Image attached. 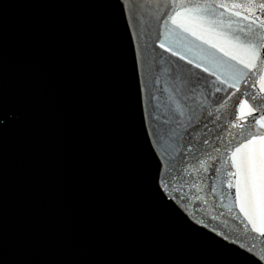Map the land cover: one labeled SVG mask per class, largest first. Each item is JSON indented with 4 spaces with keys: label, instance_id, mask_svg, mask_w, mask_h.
I'll list each match as a JSON object with an SVG mask.
<instances>
[{
    "label": "water",
    "instance_id": "1",
    "mask_svg": "<svg viewBox=\"0 0 264 264\" xmlns=\"http://www.w3.org/2000/svg\"><path fill=\"white\" fill-rule=\"evenodd\" d=\"M167 4L0 0V264H264V234L240 211L228 187L236 168L225 164L260 116L228 135L237 101L260 85L216 93L227 85L211 75L213 65L221 80L229 65L248 71L246 51L221 35L247 13L182 14L178 24L189 31L169 25L177 48L165 40L163 21L174 14ZM177 77L200 102H189L199 119L191 136L163 124L153 100L165 101L159 89ZM262 147L257 141L237 158ZM206 152L217 157L207 173H183ZM198 181L200 192L191 187ZM245 207L260 227L259 206Z\"/></svg>",
    "mask_w": 264,
    "mask_h": 264
},
{
    "label": "snow or ice",
    "instance_id": "2",
    "mask_svg": "<svg viewBox=\"0 0 264 264\" xmlns=\"http://www.w3.org/2000/svg\"><path fill=\"white\" fill-rule=\"evenodd\" d=\"M167 7H169L174 14H167V18L163 21V25L168 28V34L165 35V40L168 41L169 35L175 31V29L170 28L169 25H177V27L184 28V31H189L182 24H178V17L182 14H195L197 19L205 20L210 16H215L218 9H240L243 8L247 15L243 16V21H229L225 26L228 30L227 32L221 33L225 37H231L230 43L235 47L242 48L246 51L248 55L247 61L240 60V63L244 64V67L248 71L243 69H236L234 65H229V70L224 73L225 78L220 79L217 76L215 70V65L211 71V75L216 76L217 80H220L221 84L227 85V88L215 87L214 91L220 93L222 91L227 92L228 88L236 89V92L240 91L241 81L244 84H249L251 80V87L256 88L259 84L258 90L252 94L244 92L242 95L248 97V99L238 100L237 103L240 109V115L235 118V122L228 125L229 133L228 135H233L231 129L244 128L245 125L242 121H245L248 116H252L253 113L259 112L260 116L258 119L254 118L249 125L254 131H248L247 133H241L247 140L246 143H241L240 147H237L232 153V156L225 160V164H232L235 168V172L228 173L230 179L228 180V187L236 189V200L239 202L240 211L244 213L246 217L249 218L248 222L252 225L253 229L264 234V147L261 148L259 154L249 151L245 155L238 159L237 156L242 150L249 149L251 145H254L257 141H260L264 145V58L261 56V52L264 51V19L257 12L264 14V0H246L244 3H233L230 6L225 3H193L192 0H168ZM235 16H241V12L236 11L233 13ZM220 16L224 13L220 12ZM222 23V22H221ZM236 24L235 28L232 25ZM195 35V33H193ZM170 44H175L177 48L180 46V41H168ZM160 48H166L165 42L160 43ZM215 46V45H213ZM166 51L172 52L173 55H179V51L173 52L171 46L166 48ZM226 55L228 53H225ZM181 59H184L181 56ZM233 59H236L233 56ZM192 61H189L191 63ZM227 63V62H225ZM196 67L199 68L201 65L198 63ZM205 72H209L210 69L205 67L203 69ZM256 77L257 79H252ZM159 83V81H157ZM213 85L215 82H212ZM187 89L186 83L182 82L179 77L176 78V83L171 88L159 89L163 95H165V101H159L156 96H153V100L157 101L156 108L160 113V119L163 124L174 123L178 127L183 128L185 132L191 136L192 132L189 128L196 130L199 126V119L197 115V109L192 106L189 102L199 104L197 97L195 95L185 94ZM193 93L195 89L192 90ZM236 92L230 93L228 96L223 98L222 102L216 111L221 108H226L228 101L236 95ZM207 99V97H205ZM249 99L256 104V107H252L249 104ZM248 108L247 113L243 110ZM208 116L212 113L208 112ZM219 119V116H217ZM215 123V121H213ZM207 129V124L204 125ZM210 131V129H207ZM207 135V132L205 133ZM226 138V137H225ZM219 139V137H217ZM203 144L208 145L209 139L205 138L202 141ZM192 148L189 145L188 151L191 152ZM219 152V148L215 149ZM206 158L198 159L194 164H190L183 169V173L187 176H192L193 173H207L212 167V162L217 159V157L212 156L210 153H205ZM220 168L215 169L217 173L220 172ZM183 175L177 179H183ZM235 182H233V179ZM192 188H195L197 192L202 191L201 182H194L191 184ZM212 192L216 191V187L213 186ZM199 200L201 197L196 196ZM207 201H205L206 203ZM257 204L260 209L261 215V225L257 227L255 220L252 218L248 209L245 205ZM215 219V217H213Z\"/></svg>",
    "mask_w": 264,
    "mask_h": 264
}]
</instances>
